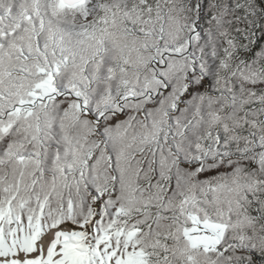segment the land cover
Wrapping results in <instances>:
<instances>
[{
    "label": "snow or ice",
    "instance_id": "6c2138e0",
    "mask_svg": "<svg viewBox=\"0 0 264 264\" xmlns=\"http://www.w3.org/2000/svg\"><path fill=\"white\" fill-rule=\"evenodd\" d=\"M0 264H264V0H0Z\"/></svg>",
    "mask_w": 264,
    "mask_h": 264
}]
</instances>
